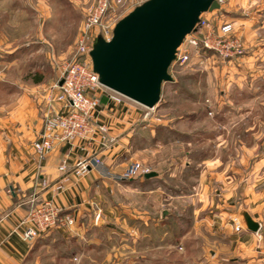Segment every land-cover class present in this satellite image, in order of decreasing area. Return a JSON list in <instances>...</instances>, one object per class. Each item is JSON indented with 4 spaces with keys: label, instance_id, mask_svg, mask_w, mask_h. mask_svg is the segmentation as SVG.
<instances>
[{
    "label": "rangeland",
    "instance_id": "1",
    "mask_svg": "<svg viewBox=\"0 0 264 264\" xmlns=\"http://www.w3.org/2000/svg\"><path fill=\"white\" fill-rule=\"evenodd\" d=\"M145 1L109 0L105 25L113 29ZM221 1L218 10L202 15L209 26L195 30L180 46L187 60L173 62L172 81L162 85L154 117L158 143L146 145L144 164L138 165L147 174L159 172L155 185L163 198H147L141 189L130 195L122 192L110 205L126 206L130 218L123 210L111 214L108 207L81 223L69 217L72 225L58 224L34 239L31 264L221 261L216 251L224 243L207 232L205 220L218 213L220 199H227L234 210L229 221L234 233H239L235 223L247 232L239 211L254 219L240 204L264 195V0ZM94 2L0 0V116L28 87L48 89L62 67L75 59L76 42ZM226 22L242 45L240 56L224 59L201 41L189 46L191 37L218 38ZM46 92H40L44 99ZM129 169L110 174L123 176ZM129 178L112 181L119 184ZM158 209L166 215L160 216Z\"/></svg>",
    "mask_w": 264,
    "mask_h": 264
},
{
    "label": "crops",
    "instance_id": "2",
    "mask_svg": "<svg viewBox=\"0 0 264 264\" xmlns=\"http://www.w3.org/2000/svg\"><path fill=\"white\" fill-rule=\"evenodd\" d=\"M45 91L47 89L40 86L28 87L26 94H20V98H16V102L5 108L4 115L0 116V264H31L28 259L33 244L24 242L20 234L21 222L34 202L50 201L61 211V216L72 217L76 223H81L106 207L112 209L109 210L111 214L123 210L130 218L131 211L128 212L126 206L110 205L118 193L130 195L141 189L147 191V198L152 195H158L159 200L163 198L155 185L161 179L159 172L153 171L156 175L146 178L138 166L144 164V153L149 151L146 145L151 141L158 143L155 123L158 121L154 119L158 107L150 111L124 98L113 101L111 93L100 89L94 119L98 125L106 127V141L101 142L98 138L91 145L81 142L57 145L40 161L32 145L39 137L44 116L68 112L61 104L48 107L40 95ZM93 156L112 174L122 175L130 166L136 170L131 178L119 184L103 178L95 168H89L80 176L73 174L79 159ZM63 161L67 165L66 173L58 171ZM37 179L47 181L49 187H40ZM57 184L62 185V190H55L53 185ZM263 196H255L249 202L245 199L240 204L260 224L256 235L245 231L234 233L229 222L234 210H230L227 199H220L218 213L205 220L210 226L207 232L224 243L221 250L216 251V256L223 258L208 261V264H264ZM162 212L158 211L160 216ZM114 219L120 222L119 216ZM164 219L160 221L164 223ZM197 221L194 220L195 227ZM125 227L130 230L127 225Z\"/></svg>",
    "mask_w": 264,
    "mask_h": 264
},
{
    "label": "built area",
    "instance_id": "3",
    "mask_svg": "<svg viewBox=\"0 0 264 264\" xmlns=\"http://www.w3.org/2000/svg\"><path fill=\"white\" fill-rule=\"evenodd\" d=\"M217 3L220 7L222 1L217 0ZM109 8V0H95L93 7L85 17L79 38L77 39L75 59L62 67L59 78L47 89V96L45 97L46 105L51 107L53 104H61L68 109V112L63 115L50 113L44 116L39 137L32 145L33 151L40 161L44 160L48 153L57 145H73L76 142L91 145L98 138L101 142L106 141V127L98 125L94 119V114L99 105L97 93L100 89H104L111 93L110 99L117 102L123 97L98 84L97 76L92 72L89 52L93 44L91 42L93 40L92 37L101 36L105 40H109L111 36L112 29H109L105 25V17ZM208 26V23L202 20L201 16L196 30H200L201 27L207 28ZM192 34L190 35L192 36ZM190 35L186 36L184 41ZM208 37L203 36L202 40L191 37L188 40V44L189 46H197L198 42L201 41L203 47L207 50L219 52L224 59L241 55L242 45L236 39L231 23L226 22L221 24L218 38L211 40ZM180 48H178L174 62L179 60L184 63L187 60V55L185 53L180 55ZM150 111H153V109ZM89 168L97 169L103 178L111 180L129 178L136 170V168H132L123 176H114L103 167L100 159L93 156L79 159L74 165L73 174L80 176ZM58 171L66 173V162L63 161L60 164ZM140 173L147 174L148 171L141 170ZM36 183L43 188L49 187L47 181L43 179H37ZM53 186L57 191L63 188L61 184ZM60 212L50 201L34 202L25 219L21 222V239L24 242L31 243L42 233L49 231L58 224H63L64 226L72 225L73 220L67 216L61 218ZM234 221L237 222L238 220ZM235 224L234 230L240 232V225Z\"/></svg>",
    "mask_w": 264,
    "mask_h": 264
},
{
    "label": "water",
    "instance_id": "4",
    "mask_svg": "<svg viewBox=\"0 0 264 264\" xmlns=\"http://www.w3.org/2000/svg\"><path fill=\"white\" fill-rule=\"evenodd\" d=\"M218 9L217 0H146L114 25L109 40L96 38L89 58L98 84L145 109L158 107L178 48L203 14ZM239 218L247 232L259 231L245 211Z\"/></svg>",
    "mask_w": 264,
    "mask_h": 264
}]
</instances>
